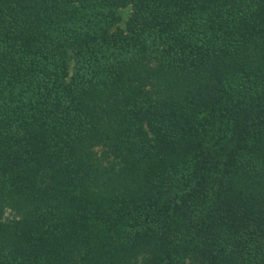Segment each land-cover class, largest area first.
Listing matches in <instances>:
<instances>
[{
  "label": "trees",
  "instance_id": "1",
  "mask_svg": "<svg viewBox=\"0 0 264 264\" xmlns=\"http://www.w3.org/2000/svg\"><path fill=\"white\" fill-rule=\"evenodd\" d=\"M0 264H264V0H0Z\"/></svg>",
  "mask_w": 264,
  "mask_h": 264
},
{
  "label": "rangeland",
  "instance_id": "2",
  "mask_svg": "<svg viewBox=\"0 0 264 264\" xmlns=\"http://www.w3.org/2000/svg\"><path fill=\"white\" fill-rule=\"evenodd\" d=\"M120 14H121V21H120V26L125 28L126 27V21L128 20L130 14H131V10L128 8V9H122L120 11Z\"/></svg>",
  "mask_w": 264,
  "mask_h": 264
}]
</instances>
